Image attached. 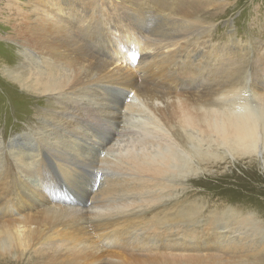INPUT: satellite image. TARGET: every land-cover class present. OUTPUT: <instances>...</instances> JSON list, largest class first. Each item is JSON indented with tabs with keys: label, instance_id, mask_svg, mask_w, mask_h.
I'll return each mask as SVG.
<instances>
[{
	"label": "bare ground",
	"instance_id": "obj_1",
	"mask_svg": "<svg viewBox=\"0 0 264 264\" xmlns=\"http://www.w3.org/2000/svg\"><path fill=\"white\" fill-rule=\"evenodd\" d=\"M53 2L55 4L48 18L49 25L53 26L56 32L43 35L49 39L41 38L39 47L22 46L26 49L30 64L27 77L18 79V82L26 90L47 96V105H51L50 100L54 103L42 114L48 115L42 117L44 121L41 120V125L28 129L31 132L27 138L31 140L29 147L23 149L22 142L25 139L15 138L10 142V152H13L11 154L16 163L19 162L18 168L24 177L45 178L47 174L54 176L59 173L66 181H69L67 178L76 181L74 177L80 176L77 179L78 185L74 187H79L84 195L82 198L91 204H62L63 197L57 194L62 186L58 188L56 195H52L49 191L51 188L55 190L56 184L47 187L44 185L42 188L37 184L38 187L35 188L27 185L28 182L25 183L21 177L20 182L24 188L16 189V199H21V206L16 207L18 217L11 220L12 228L17 234L34 229L28 236H41L55 247L62 242L61 238L66 232H71L88 242V249H96V238L99 244L113 240L112 244L107 243L116 249L119 244L122 246L119 249L124 252L136 253L143 248L131 243L132 238L135 240L132 235L138 230L130 233L131 237L127 242L117 232L114 235L110 228L122 218L114 220L108 205L105 206L98 200L96 193L99 190L90 193L89 188L85 186V182L93 180L96 175L92 169L85 167L96 170L99 168L90 162L93 154L110 153L115 147H119L126 135L115 131L113 126L126 123L132 102H137L143 108L142 112L145 114L142 119L138 117V128L146 135L150 134L152 138L144 140L141 151L137 152L138 145H133L131 153L127 155L133 156L125 155L121 160L125 157V164L133 163L134 168L144 176L142 180L145 182H152L158 179L156 176L166 172L176 174L177 170L183 179H186L190 173L188 162L193 161L195 156L199 157L201 162L220 160L218 154H213L214 144L237 154L236 159L250 156L256 161L261 155L264 160V80L256 82L253 87L249 84L251 87L248 89L244 87L243 91L251 93L252 97H239L223 107L208 108L203 105L211 101L207 96H211L209 90L217 83H210L204 77L205 82L199 84L195 76H190L187 85L182 81L185 78L182 75L187 72L181 62L196 59L199 48H207L194 34L200 28L199 12L189 2L176 3L177 7L160 2L132 0ZM157 18L166 23L163 32L159 28H153ZM195 20L199 25H196ZM167 24L186 28L181 32H170ZM166 28L170 33L166 32ZM98 33H103L102 37L110 40L112 54L109 57L99 53L89 44L90 35L96 36ZM129 46H133L134 56H137L138 50L137 54L142 56L141 61L137 62V57L129 54ZM4 72L12 76L9 69ZM231 91L230 94H234ZM129 94L131 97L127 102ZM24 98L27 103L30 97ZM92 98L96 102H93ZM39 103L40 100L34 102L36 106ZM82 104L91 105L93 112L82 113ZM14 108L16 109V106ZM191 109L204 114L194 117ZM175 111L179 112V116L173 123ZM98 126L107 128V134L103 138H98L94 133ZM174 127H179L184 141L175 137ZM63 140L66 141L64 146L61 144ZM46 147L51 148V153ZM105 161L104 158L103 162ZM113 162L116 163L115 160ZM117 184L112 183L100 194L106 197V190H111ZM22 190H26L27 194L22 193ZM30 197L36 198L37 202L31 201ZM129 205L134 206L132 203ZM60 228L69 229L59 232ZM150 234L155 238V243L156 237L164 235L154 232ZM16 239L19 243L26 240L19 237ZM160 242L163 245L160 251L149 250L163 255L169 244L173 243L172 250L178 251L186 240L179 231L166 236ZM160 242L154 243L155 249H160L155 247L160 246ZM140 244L145 245V242ZM79 255L80 259H84Z\"/></svg>",
	"mask_w": 264,
	"mask_h": 264
},
{
	"label": "rangeland",
	"instance_id": "obj_2",
	"mask_svg": "<svg viewBox=\"0 0 264 264\" xmlns=\"http://www.w3.org/2000/svg\"><path fill=\"white\" fill-rule=\"evenodd\" d=\"M53 1L0 0V140L2 143L0 147V264H264L262 156L260 155L256 161L250 156L236 159L237 154L214 144L213 154H218L220 160L201 162V159L195 156L191 164L188 162L190 173L186 179H183L177 170V173L174 172L176 174L166 172L164 175L156 176L158 179L152 182H145L142 180L144 176L134 168L133 163L125 164V157L121 160L122 156H133H127L131 153L133 145L137 144V152L141 151L144 140L152 138L150 134L146 135L138 128L139 119L144 118L145 113L137 102L130 104L126 123L113 126L115 131L126 134L119 147H115L108 154H93L90 158L91 164L99 168L96 170L85 167L92 169L96 174L95 180L91 176L93 180L86 181L85 186L89 188L90 193L99 190L96 193L98 200L105 206L108 205L107 208L114 216V220L122 218L110 228L114 235L117 232L127 242L131 237L130 233L138 230L132 235L136 241L132 238L131 243L143 248L136 253L124 252L123 249H119L122 247L119 244L116 245L118 250L110 245L113 240L99 244V240L96 241L95 238V244H98L93 245L96 249L90 247L88 249L86 246L88 242L79 239L71 232H66L61 238L62 242L55 247L41 236H28L34 229L26 230L23 234L15 233L11 220L18 217L17 208L21 206V199H16L17 187L24 188L20 182L21 177L25 183L28 182L27 185L35 188L38 185L42 188L44 185L47 187L56 184L57 188L55 190L51 188L49 191L52 195H56L58 188L62 186L57 193L63 197L62 204L87 206L91 204L82 198L84 195L80 188L74 187L78 185L77 179L80 176L74 177L76 181L72 178H67L69 181H66L59 173L54 176L47 174L45 178L24 177L18 168L19 162L16 163L11 154L13 152H10V142L15 138L25 139L22 142L23 149L29 147L31 140L27 138L30 137L31 132L28 129L40 126L41 120L48 115L42 116V114L54 103L50 100L51 105H47V96L26 90L18 82V79L27 77L28 64H30L26 49L22 46L39 47L40 39L48 38L43 35L56 32L54 27L49 25L48 18L55 4ZM73 1L79 2V0ZM132 1L160 2L170 7H177L176 3L189 2L198 10L200 25L196 20L195 23L200 28L194 34L207 48H199L196 59L181 62L188 74L182 75L185 77L182 81L187 85L190 76H195L198 83L205 82V78L210 83L215 85L217 83L209 90L211 96L207 97L211 101L205 102L204 106L223 107L239 97H252L251 93L243 90L264 80V0ZM165 24L162 19L157 18L154 20L153 28L154 30L159 28L163 32ZM167 26L170 32H181L186 28L169 24ZM168 28L166 32L170 33L167 31ZM202 31L204 34L201 33ZM102 36L103 33L90 35L88 41L92 48L109 57L112 54L109 47L110 40ZM129 47L131 50L129 54L137 57V62L141 61L142 56L137 54L138 50H136L137 56H134L133 46ZM191 48L192 46L189 47L190 50ZM6 68L10 70L12 76L4 72L7 71ZM230 91L234 94H230ZM24 97H30L27 103ZM130 97L129 94L127 102ZM220 99L222 101L218 102ZM37 100H40V103L36 106L34 102ZM92 101L96 102L94 98ZM81 110L84 114H90L94 108L82 104ZM191 111L194 117L204 114L195 109ZM178 116L179 112L175 111L173 123L177 121ZM178 128L173 129V132L176 131L175 137L184 141L182 132ZM106 132L107 128L98 126L94 133L98 138H103ZM64 134L67 136L65 132ZM65 143L66 141L63 140L62 146ZM46 149L51 153V148L46 147ZM108 156L111 159H108ZM69 158L72 159L71 156ZM104 158L105 162H103ZM112 183L118 184L111 190H106V197L100 194ZM22 193L27 194V191L22 190ZM30 200L37 202L34 197H30ZM130 203L134 206H130ZM8 214L12 216L9 217ZM33 223L36 225V221ZM66 229L60 228L59 232ZM179 231L186 240L185 243L182 242L183 247L180 250H172L173 243L169 244L163 255L149 250L160 251L163 246L160 240ZM153 232L164 234L156 237V243H161L160 246H155L160 248L158 250L154 248L155 238L150 234ZM17 237L26 240L19 243ZM188 240L191 245L188 244ZM140 242H145V245ZM79 254L84 259H80Z\"/></svg>",
	"mask_w": 264,
	"mask_h": 264
}]
</instances>
